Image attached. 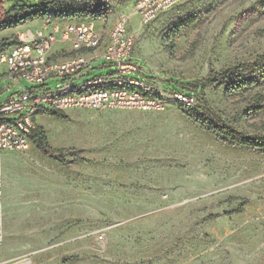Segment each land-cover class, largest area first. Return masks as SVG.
Wrapping results in <instances>:
<instances>
[{"label":"rangeland","instance_id":"obj_1","mask_svg":"<svg viewBox=\"0 0 264 264\" xmlns=\"http://www.w3.org/2000/svg\"><path fill=\"white\" fill-rule=\"evenodd\" d=\"M28 1L46 4L38 7L45 16L17 22L9 8ZM136 1L2 0L8 25L0 26V42L42 31L47 18L107 27ZM262 1L184 0L133 26L140 71L126 77L162 86L168 92L162 111L81 109L64 112L65 119H35L64 161L32 143L4 154L2 264H264V153L230 145L178 109L245 136L264 135V105L254 103L261 95L264 104ZM227 69L229 83H205L188 96L190 105L175 100L191 82ZM115 71L99 59L76 84ZM237 79L254 83L228 93ZM9 85L0 83V106L38 87L23 79ZM240 200L247 203L239 213Z\"/></svg>","mask_w":264,"mask_h":264},{"label":"built area","instance_id":"obj_2","mask_svg":"<svg viewBox=\"0 0 264 264\" xmlns=\"http://www.w3.org/2000/svg\"><path fill=\"white\" fill-rule=\"evenodd\" d=\"M184 0H137L130 14L120 13L111 25L97 21L67 22L46 19L43 29L19 36V42L0 50V83L7 89L23 79L38 87L23 89L0 106V249L3 244V191L1 160L4 154L29 148L35 119L45 112L71 110L162 111L168 92L162 86L126 77L138 73L134 58L135 27H143ZM55 46H60L54 51ZM58 55V57H56ZM105 60L115 73L85 79L84 70ZM60 80L54 89L50 81ZM177 102L190 105L188 95L176 91ZM17 116L7 121V116ZM0 264H2L0 262ZM19 264H31L28 261Z\"/></svg>","mask_w":264,"mask_h":264},{"label":"trees","instance_id":"obj_3","mask_svg":"<svg viewBox=\"0 0 264 264\" xmlns=\"http://www.w3.org/2000/svg\"><path fill=\"white\" fill-rule=\"evenodd\" d=\"M13 1L17 2V0H13ZM36 3L37 2L35 1L33 2L28 1L25 4L18 3V5H15L13 8H9V11H11L14 14V17L15 19H17V22H20L22 20L28 21L35 17H44L45 15L43 11L38 10V7H41V5L45 6L46 4H41L40 6H37ZM259 4L264 6V1L259 2ZM4 10H5V7L2 3V0H0V26L3 29L7 27L8 25L7 21H3ZM35 11H38V12H35ZM73 16L81 17V18L85 17L80 13H74ZM191 22L192 21L187 22L183 26V28L189 25ZM17 43L18 41L9 42L8 40H3L0 42V50L6 49ZM232 75L233 74H231V69H227L220 73L210 76L207 80L193 81L189 84L190 85L189 88L184 90L185 93L181 91L180 92L188 96L190 95L193 96V95L200 93L205 83H217L218 85H225L229 83V81L232 78ZM237 81L239 80L237 79ZM253 83H254L253 80H241L239 82H234L226 89V91L228 93L237 92L243 88L252 86ZM254 103L258 106L259 109L263 108L264 104H263L261 95H257L255 97ZM178 109L184 116H186L194 124L199 125L202 129H204L205 131H207L208 133L212 135H217V136L222 137L225 141H228L230 145L264 153V135L245 136V135L238 133L233 128L227 125H222V126L214 125L212 122L208 121L205 117H202L196 114L190 108L181 106ZM43 114L50 115L58 119L66 118V115L63 112L49 111ZM30 141L42 155H44L45 157L49 159H53L59 163H63L64 160L62 157V153L60 151H54L51 149V147L48 144L45 131L42 128L38 126H34V128L31 130V133H30ZM240 203L242 207L238 210L239 213L243 211V206L247 203V201L240 200Z\"/></svg>","mask_w":264,"mask_h":264},{"label":"bare ground","instance_id":"obj_4","mask_svg":"<svg viewBox=\"0 0 264 264\" xmlns=\"http://www.w3.org/2000/svg\"><path fill=\"white\" fill-rule=\"evenodd\" d=\"M43 31H45V30L43 29Z\"/></svg>","mask_w":264,"mask_h":264}]
</instances>
